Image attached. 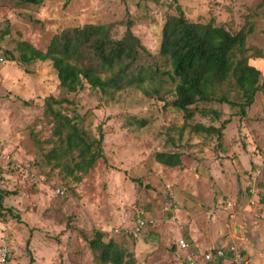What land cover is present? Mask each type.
Segmentation results:
<instances>
[{
  "label": "rangeland",
  "instance_id": "obj_1",
  "mask_svg": "<svg viewBox=\"0 0 264 264\" xmlns=\"http://www.w3.org/2000/svg\"><path fill=\"white\" fill-rule=\"evenodd\" d=\"M176 4L190 21L244 31L248 63L264 74V0H0V144L34 173L0 171V186L11 191L0 222L14 264H102L88 244L95 230L130 252L135 264H186L174 244L182 226L194 236L225 222L233 231L227 203L257 205L263 169L253 157L264 140V89L245 115L239 106L212 100L192 105L185 124L172 104L170 61L159 54L164 19L176 13ZM128 23L146 50L134 64L143 80L113 94L88 86L66 92L50 60L19 59L22 44L45 51L54 35L75 26L109 25L121 38ZM49 95L64 100L57 107L87 138L103 134V157L84 174L70 172L75 153L67 156L69 166L56 165L54 125L43 113ZM229 97L235 99L232 92ZM199 108L210 112L202 115ZM227 119L220 137L191 129L196 123L220 127ZM162 151L179 152L181 165L157 162L154 155ZM56 187L65 193L53 194ZM137 214L154 223L133 235Z\"/></svg>",
  "mask_w": 264,
  "mask_h": 264
},
{
  "label": "trees",
  "instance_id": "obj_2",
  "mask_svg": "<svg viewBox=\"0 0 264 264\" xmlns=\"http://www.w3.org/2000/svg\"><path fill=\"white\" fill-rule=\"evenodd\" d=\"M16 1L39 5L44 0ZM175 9V14H168L164 19L159 45V54L169 59L171 76L176 80L173 106L183 112L185 124L193 115L192 105L212 100L239 106L240 114L245 115L244 108L253 103L256 92L264 89V74L248 63L246 33L242 30L232 33L212 21H190L179 4ZM129 28L130 23L125 35L115 38L109 25L75 26L54 35L45 51L22 44L19 59L23 62L50 60L59 86L66 92H77L88 86L103 95L113 94L125 85H139L143 80L140 69L134 64L146 50ZM230 92L236 100L229 97ZM62 102L63 99L52 95L44 99L43 113L54 125L52 134L57 142L51 152L58 159L57 166H69L67 156L75 153L70 172L75 170L84 174L103 157V134L100 132L98 138L92 140L83 135L73 117L57 107ZM197 110L202 115L210 112L201 108ZM212 112L218 114L216 110ZM228 121H223L220 127L196 123L191 129L206 134L218 133L220 137L219 129ZM154 157L169 167L181 165L179 152H156ZM78 178L75 175V179ZM252 180L247 183L249 187H245L249 191ZM10 193L0 186V208L4 197ZM94 234L88 244L97 252L102 264H135L130 252L113 240L104 241L103 232L95 230Z\"/></svg>",
  "mask_w": 264,
  "mask_h": 264
},
{
  "label": "crops",
  "instance_id": "obj_3",
  "mask_svg": "<svg viewBox=\"0 0 264 264\" xmlns=\"http://www.w3.org/2000/svg\"><path fill=\"white\" fill-rule=\"evenodd\" d=\"M262 143L263 144H261L259 154L254 155L253 157L255 161H258L262 164L263 169L262 175L259 179L257 192H255V194L258 195L259 198L257 205L251 208L249 204L242 203L239 207L236 208L237 205L235 201L231 202L232 204L228 206L230 208V211L228 213L231 217L234 216L233 219H229V221L232 222L234 226L233 231H229V224L225 222L224 224H221L220 228H216L212 231L210 226V230L207 229L205 231H202L200 235L194 236L193 233L190 231V228L184 229V227L182 226L177 232V239L179 237H183L191 247L193 245L198 246V248L194 246L193 247L196 248L195 251L199 253L218 246L235 244L238 249L241 250V252L245 255V257L249 259L251 264H264V140ZM238 158L240 157L238 156ZM242 206L244 208L240 210ZM216 215L217 209L213 212L214 219ZM1 224L2 222H0V232L6 238L5 233L7 232V228L4 229ZM219 234H227V236H222L218 238L217 236ZM176 241L177 240H175L174 244H176ZM12 264H14L13 260ZM198 264H230V261L227 259H213L206 263L200 261Z\"/></svg>",
  "mask_w": 264,
  "mask_h": 264
},
{
  "label": "built area",
  "instance_id": "obj_4",
  "mask_svg": "<svg viewBox=\"0 0 264 264\" xmlns=\"http://www.w3.org/2000/svg\"><path fill=\"white\" fill-rule=\"evenodd\" d=\"M0 61H3V57L0 55ZM6 171L18 172L24 177H33L34 173H28L27 167L17 163L14 158L10 155L9 151L4 149L0 145V169ZM254 180V177H252ZM65 193V188L56 187L53 189V194L61 195ZM232 203L228 202L230 206ZM234 204V203H233ZM152 218L144 217L141 214H137L134 217L130 233L133 235L139 234L145 227L153 224ZM1 231V230H0ZM176 246L179 250L185 253L186 264H198L201 262H209L213 259H227L230 264H251L249 259L238 249L234 244H228L226 246H218L209 249L204 252L195 251L183 237H179L176 241ZM0 264H12L11 247L9 246L5 236L0 232Z\"/></svg>",
  "mask_w": 264,
  "mask_h": 264
}]
</instances>
